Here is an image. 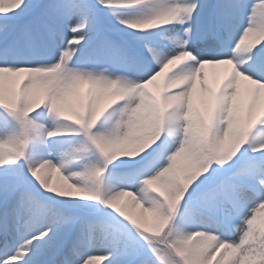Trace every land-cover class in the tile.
Returning a JSON list of instances; mask_svg holds the SVG:
<instances>
[{"label": "snow or ice", "instance_id": "snow-or-ice-1", "mask_svg": "<svg viewBox=\"0 0 264 264\" xmlns=\"http://www.w3.org/2000/svg\"><path fill=\"white\" fill-rule=\"evenodd\" d=\"M262 217L264 0H0V264H264Z\"/></svg>", "mask_w": 264, "mask_h": 264}, {"label": "bare ground", "instance_id": "bare-ground-1", "mask_svg": "<svg viewBox=\"0 0 264 264\" xmlns=\"http://www.w3.org/2000/svg\"><path fill=\"white\" fill-rule=\"evenodd\" d=\"M257 2H259V0H257ZM214 66H216V65H214ZM196 100H200L199 95L196 96ZM57 185L64 186V180L62 178L57 179ZM262 218H264V217H262ZM93 263L94 264H103V259L98 258L97 260L93 261Z\"/></svg>", "mask_w": 264, "mask_h": 264}, {"label": "rangeland", "instance_id": "rangeland-1", "mask_svg": "<svg viewBox=\"0 0 264 264\" xmlns=\"http://www.w3.org/2000/svg\"><path fill=\"white\" fill-rule=\"evenodd\" d=\"M212 66V65H211ZM202 75H203V71H202ZM245 82H243L242 84H241V89H243L244 87H243V84H244ZM98 256L100 255V254H97ZM94 264V263H93Z\"/></svg>", "mask_w": 264, "mask_h": 264}]
</instances>
